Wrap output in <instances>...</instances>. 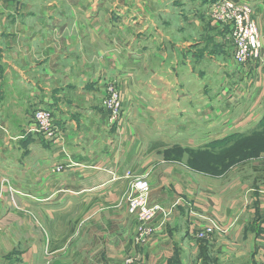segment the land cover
Returning a JSON list of instances; mask_svg holds the SVG:
<instances>
[{
	"label": "crops",
	"instance_id": "obj_1",
	"mask_svg": "<svg viewBox=\"0 0 264 264\" xmlns=\"http://www.w3.org/2000/svg\"><path fill=\"white\" fill-rule=\"evenodd\" d=\"M212 1L0 0V264H264V156L249 177L167 153L264 123V64L234 63ZM249 1L264 48V0ZM112 80L123 124L103 105ZM37 107L62 146L31 130ZM135 177L161 207L141 242ZM209 210L223 231L201 239Z\"/></svg>",
	"mask_w": 264,
	"mask_h": 264
},
{
	"label": "built area",
	"instance_id": "obj_2",
	"mask_svg": "<svg viewBox=\"0 0 264 264\" xmlns=\"http://www.w3.org/2000/svg\"><path fill=\"white\" fill-rule=\"evenodd\" d=\"M207 15L214 26L222 28L227 26L229 34L227 42L232 60L239 68L259 69L264 64L263 35L259 29L254 5L249 0H213L208 6ZM123 91L118 87L117 80L108 81L105 85L103 105L108 112L110 123L114 121L123 124L126 118L123 111ZM33 130L44 139L62 146L64 136L62 129L55 122L53 111L48 107H37L32 113ZM62 166H56L55 171H60ZM149 186L143 177H135L128 192V213L139 222L137 241L144 240V235L151 233L148 222L157 211L158 205L148 203ZM201 226L196 232V237L209 238L214 232H222L223 225L214 217L212 212L201 214Z\"/></svg>",
	"mask_w": 264,
	"mask_h": 264
},
{
	"label": "rangeland",
	"instance_id": "obj_3",
	"mask_svg": "<svg viewBox=\"0 0 264 264\" xmlns=\"http://www.w3.org/2000/svg\"><path fill=\"white\" fill-rule=\"evenodd\" d=\"M243 77L239 74L236 77V83ZM249 78H253V76L251 75ZM241 86L239 84V87ZM249 90L250 88H248ZM241 107L243 110L248 107V100L244 96L237 105V108ZM234 130H232L234 131L232 135L224 141L208 144L204 147L173 149L167 153L177 157L181 156L193 166L198 165L203 171L211 175H218L231 165H239L243 166L240 170L249 174V177L255 176L257 173H254L255 170L252 169L250 162L264 156V123L252 122L249 125L246 123ZM229 146L231 147L228 148Z\"/></svg>",
	"mask_w": 264,
	"mask_h": 264
},
{
	"label": "trees",
	"instance_id": "obj_4",
	"mask_svg": "<svg viewBox=\"0 0 264 264\" xmlns=\"http://www.w3.org/2000/svg\"><path fill=\"white\" fill-rule=\"evenodd\" d=\"M225 27H227V26H225ZM228 139V138H227ZM224 140H226V139H224ZM224 140H222V141H224ZM217 142V141H216ZM220 142V141H219ZM224 143V142H223ZM233 145V144H232ZM231 145V146H232ZM231 146H229L228 148H230ZM177 149H181V148H177ZM173 150V149H172ZM174 156V155H173ZM175 157H177V156H175ZM178 158H182L181 156H178ZM187 163L190 165V166H193L191 163H189L188 161H187ZM196 165V164H195ZM194 168H196V169H199L200 171H203L202 169H201V167L200 166H193ZM203 172H205V171H203ZM207 173V172H206ZM222 173V172H221Z\"/></svg>",
	"mask_w": 264,
	"mask_h": 264
}]
</instances>
